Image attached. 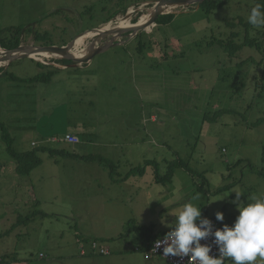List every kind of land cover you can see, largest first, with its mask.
I'll return each mask as SVG.
<instances>
[{"label": "rangeland", "instance_id": "374dc122", "mask_svg": "<svg viewBox=\"0 0 264 264\" xmlns=\"http://www.w3.org/2000/svg\"><path fill=\"white\" fill-rule=\"evenodd\" d=\"M138 1L0 0V39L9 40L6 28L17 26L30 30L20 36L24 46L42 45L35 42L36 33L48 34L51 43L76 38L85 30L103 28L115 10L120 12L112 20L122 17V8L136 6ZM151 6H144L133 20ZM178 10L169 24L151 29L150 23L146 25L147 34L140 40L145 46L138 48L135 36L129 40L130 46L125 42L77 70L70 66L53 72L47 84L22 81L49 70L35 61L0 65L4 67L0 72V122L12 137L15 151L31 149V140L39 138L35 127L42 111L60 99L69 101V119L75 122L73 99L78 100L74 97L78 93L71 81L76 75L78 80L88 79L83 93L92 103L86 110L94 126L89 138L116 142L88 151L115 162L117 177L145 161L158 163L157 167L145 165L142 174L131 175L126 186L120 187L110 182L105 169L71 171L98 168L96 162L75 163L61 155L55 162L45 153L40 158L44 168L51 162L50 172L25 177L16 174L0 129V257L4 255L6 264H169L158 256L145 259L142 251L135 250L138 235L127 228V222L170 230L175 221L171 213L192 202L201 207L202 217L215 218L219 211L224 214L222 222L231 226L238 215L235 191L242 193V203L264 196L260 174L264 169V122L249 126L264 116L261 53L243 47L229 56L218 44H208L211 36L226 35L225 23L245 12L246 6L229 0L208 14L193 3ZM58 59L49 57L41 64L59 68ZM244 60L247 63L239 65ZM45 85L47 99L37 96ZM222 108L242 116L224 114L215 121L206 120ZM90 123L89 119L88 128ZM51 144L72 152L78 146ZM176 160L187 161L195 173L178 166ZM169 170L172 175L164 180ZM83 178L87 182L80 187L90 199L80 202L72 194L77 193ZM196 196L199 199L193 200ZM72 213L76 221L80 215L84 222L65 218ZM27 215H33L31 220L12 227L18 217ZM73 234H86L85 248H81L88 252H92V241L106 238L101 244L109 254L81 257L77 246L70 247ZM43 253L46 258H41ZM224 264L231 260L225 259ZM256 264H264V258H258Z\"/></svg>", "mask_w": 264, "mask_h": 264}, {"label": "trees", "instance_id": "16d2710c", "mask_svg": "<svg viewBox=\"0 0 264 264\" xmlns=\"http://www.w3.org/2000/svg\"><path fill=\"white\" fill-rule=\"evenodd\" d=\"M227 1L229 0H204L198 6L202 11L208 14L214 11L215 9L220 8L223 5H225ZM232 1L233 3H236V4H240V5L244 4V6H246V11L234 16L231 20L225 23V26L228 29L226 35L221 36L220 38H215L211 36L208 44L209 46L218 44L221 47V49L224 52H226L229 56L235 55L236 52L241 50L243 47L256 48L259 51V53H261L260 62L259 61L258 62L260 65H264V28L257 29L247 22V17L251 11V8L254 7L257 3L264 5V0H232ZM249 1L251 2L249 3ZM195 5H197V3H195ZM127 6L129 7V5H125L122 8V10H125L126 12L128 8ZM119 12H120L119 10H115L110 15L109 20H112V18H114ZM174 16H175L174 13L163 15L157 20V24L158 25L169 24V22L174 18ZM133 22H136V19L133 20ZM5 31L11 34V38L9 40L0 39V45L5 48H15L21 45L20 36L22 35V33L24 31L29 32L30 30L29 28L24 27V26H17V27H8L6 28ZM145 34L147 33L139 32L138 34H136V38L134 39L138 40V43L136 45L138 46V48L146 45L145 43L140 41L143 35ZM34 40L36 43H39L42 45L49 44L52 42V39L46 33L45 34L36 33ZM250 60H252L253 63H255L253 58H251ZM57 61L63 65L74 63V61L67 60V59H58ZM258 62L256 63L258 64ZM37 63L43 66L44 68L45 67L49 68L47 73L46 74L45 73L36 74L28 78H23L22 81H25L26 83L47 82L50 80L53 72H56L59 70V68H56L53 66H46L44 64H41V62H37ZM245 63H247V60H244L242 63H239V65H244ZM3 68L4 67L0 66V72ZM12 78L16 79V75H12ZM240 90L241 88L237 92H239ZM235 113H238L239 115L242 116L241 113L237 112L234 109L222 108L221 110L216 112V114L212 118L206 117V120L215 121L218 117L224 114H235ZM243 121H246L245 117H243ZM263 122H264V116H261L255 122L249 123V126L254 127ZM0 129H1V134H2L1 139L5 142L6 151L9 154V156L14 160L15 172L16 174L21 175V176L29 175L34 168H36L37 166L41 164L42 159L40 158L38 153L39 151H44V150L49 152L51 155L58 154V155H62L65 157H73L78 160L97 162L100 166H102L108 172L109 177L112 179L114 183L125 181L131 175H134V174H142V171L145 165L146 166L156 165V167L158 166V163L156 161H145L143 165L130 169L124 176L117 177L116 175H117L118 165L107 157L97 155V154L78 155L67 149H52L49 147L34 148L29 151H22V152L15 151L12 148V137L8 134L6 127L2 122H0ZM176 163L178 166L183 167L186 171L195 173V170L189 165L187 161L176 160ZM260 174L264 177V169L262 172H260ZM171 175H172V171L169 170L168 173L165 175L164 180H169ZM32 216L33 215H27L25 217H18L17 222L15 223L16 225H13L12 227L18 226L17 224L24 223V219L26 223L28 220H31ZM126 226L127 228H132L136 231L138 235L139 244H137V246L135 247L138 248V250L142 252L145 250H148L151 247L152 242L165 236L169 231H171V228L170 230H166V231H163V230L156 231L154 225H148V226L136 225L133 220L127 222ZM123 236L124 234L121 235L120 237H123ZM95 240L100 241V242L106 241V239L104 238H99ZM16 259L17 258L15 257L14 261H16ZM1 262L6 264V259L4 258V255L0 257V263Z\"/></svg>", "mask_w": 264, "mask_h": 264}, {"label": "clouds", "instance_id": "9594fccd", "mask_svg": "<svg viewBox=\"0 0 264 264\" xmlns=\"http://www.w3.org/2000/svg\"><path fill=\"white\" fill-rule=\"evenodd\" d=\"M247 22L257 29L264 28V5L257 3L252 7ZM235 193L233 203L238 215L231 226L224 224L213 231L211 221L202 218L201 207L186 202L178 213H171L175 216L174 223L170 225L171 231L163 240H157L155 247L159 249L163 246L165 256H187L189 264H224L225 259H230L231 264H256L258 258H264V196L252 197L249 202L242 203V193ZM216 219L222 221L224 214L218 211ZM209 235L214 236L218 256L210 255L211 245L201 244V240Z\"/></svg>", "mask_w": 264, "mask_h": 264}, {"label": "crops", "instance_id": "0c3cea01", "mask_svg": "<svg viewBox=\"0 0 264 264\" xmlns=\"http://www.w3.org/2000/svg\"><path fill=\"white\" fill-rule=\"evenodd\" d=\"M134 41H137V40H134ZM128 42H126L125 44L130 46L132 41L129 43ZM89 63L90 62H87L86 64L82 63V64H72V65L61 64V65H58L59 73L65 69H67V67L72 66L73 69L77 70L79 67L83 66V64L88 65ZM72 77H73V80L71 81V85L74 87L75 91L78 93L77 95L74 96V97H77L78 100L75 101L73 99V105H74V109L76 111V114L74 116L75 122L72 123L69 119L70 104H69V101H67V99H60L61 100L60 102L45 107V109L41 113L42 117L40 120H38V123L35 127L37 132H38L39 138L31 140V142H30L31 149L41 148V147H49L52 149H58V148H53L51 143L71 144V143H67L64 141H52L51 140V136L52 137H60L66 133L74 134L78 137L79 141L77 143L73 144V145H78V146L76 148L72 147V149L74 150L73 152L78 154V155H88V154L99 155L96 152L88 151L89 148H95V147H99V146L105 145V144H108V145H113V144L115 145L116 144V142L113 140L99 141L98 139L89 138V134L91 133L90 131L94 128V126H93L92 116L91 115L89 116L88 113L86 112V110L88 107L92 106V103H91V101L89 102L86 93H83V90H84L86 84L88 83V79L85 78L83 80L82 79L78 80L76 75H73ZM38 83L47 84V83H49V81L37 82V84ZM57 83L58 84L61 83V78H59V77L57 78ZM41 89H42L41 91L37 92V96L47 99L46 97H44L45 89H47L46 85L41 86ZM149 116L152 117V119L155 118L154 115H152V114H150ZM89 119H90L91 123H90V126L88 128L87 124H88ZM99 132H100V129H99ZM26 151H29V150H26ZM45 153L48 154L51 158H53L55 160V162H57L56 156L58 154L51 155L49 152H47L45 150L39 151L38 154L40 156V154H45ZM63 157H65V156H63ZM104 157H107V156H104ZM65 158L67 160L73 161L75 163H79L80 161H84V160L75 159L73 157H65ZM107 158H109V157H107ZM48 163L50 166H48V168H44L43 167L44 160H43L39 166H37L36 168H34L32 170L31 175L29 174V175H26L25 177H33L34 175H38V177H42L46 172H50L51 162L48 161ZM14 166H15V164H14ZM97 167L98 168H84V167L83 168H71V171H77L80 173V172H85V171H90V170H97L100 168L104 169L102 166H100L98 164H97ZM104 173H105V175L109 176V174H107L108 172H105V170H104ZM109 179H110L111 183H113L117 186H119L121 184L120 187H125L126 186L125 184L129 181L128 180L129 178H128L125 181L114 183L110 177H109ZM86 182H87V179L83 178L82 181L76 186L77 193H75L73 191V194H72L73 200L85 202V201H88L90 199V196L88 194H86L83 187H80L81 185H84ZM10 186L12 187L13 185L11 184ZM27 186L29 187L30 185L27 184ZM88 213L92 214V212H88ZM57 215L60 216L59 213H57ZM65 218L69 221H73L76 223L77 222H84V220L81 218L80 215H79V220L76 221L74 213H72L70 216H65ZM16 222H17V220H16ZM163 231H166V229H164ZM60 235H62V234H60ZM87 238L88 237L86 236V234H73L72 238H71V242H70L71 249L74 246H77L79 254L81 257H90L93 255H101L99 253L93 252L92 250H91L92 252H88L87 250L85 251L83 248H81L82 246H84L83 242ZM104 239H106V238H104ZM101 243L105 244L106 241L100 242V244ZM84 248H85V246H84ZM81 251H84L85 253L82 254ZM46 256H47V254L43 253V255H41V258H46ZM154 257L155 256H153L152 258H154ZM54 260L56 261V258H54ZM25 261H28V259H25ZM0 264H5V263L1 262ZM47 264H53V263L49 262Z\"/></svg>", "mask_w": 264, "mask_h": 264}, {"label": "water", "instance_id": "95a60500", "mask_svg": "<svg viewBox=\"0 0 264 264\" xmlns=\"http://www.w3.org/2000/svg\"><path fill=\"white\" fill-rule=\"evenodd\" d=\"M204 0H196L194 3H197V6L203 2ZM183 2H185V0H140L138 2L135 3L136 6L133 7H128L126 12L124 14H122L121 19L122 20H130L132 21L135 17L134 15H137L139 12H142L144 10V6L146 5H150L152 4V8H157V14L151 19L150 21V29L152 26H155L157 24V20L162 17L163 15L169 14V13H174L177 14L180 11L179 10H174L176 7H178L179 5H181ZM161 7V9H160ZM117 17L114 24L112 25V27L109 29L110 31V36L108 38L107 41V45L103 50L94 52L92 50H90L89 48L78 44L73 37H71L70 39H63L58 41L57 43H50L47 45H30L33 46L35 48H42L43 51L41 52H32L29 50H21V45L15 47V48H5L3 46L0 45V50L1 51H5L7 53L13 54L15 55L14 58H12L10 60V62H8L7 64H10L12 62L15 61H19V60H25V59H29L32 61H36V62H42L45 59H48L49 57L51 58H55L53 57V54L56 53V51L59 48H67L70 49L72 51H76V52H80L83 55V59H74L71 57H62L61 59H67V60H72L77 62V64H82V63H87L90 62L91 60L104 55L105 53L111 51V49H113L114 47L117 46H121V44H117L118 43V38H117V29L119 26V21H118ZM139 20V18L137 19V21ZM136 21V22H137ZM136 22H132V25H136ZM93 29V28H92ZM86 31V30H85ZM147 32V30L145 29V27H140L137 28L136 31L134 33H130L131 38L135 37L136 34H138L139 32ZM127 35V33H123L122 36ZM124 45V44H123ZM57 59V58H55Z\"/></svg>", "mask_w": 264, "mask_h": 264}, {"label": "bare ground", "instance_id": "6f19581e", "mask_svg": "<svg viewBox=\"0 0 264 264\" xmlns=\"http://www.w3.org/2000/svg\"><path fill=\"white\" fill-rule=\"evenodd\" d=\"M195 1L196 0H185V2H183L181 5L176 7L174 10H178L179 8H183V7H185V6L191 4L192 2H195ZM160 9H161V7H160ZM157 12H158L157 8L146 9L142 13V16H139V20L138 21L136 20L137 21L136 25H132L133 21H130V20L124 21L121 19V17L118 18L119 26L117 29V38L119 40H118L117 44H123V43L129 41L131 39V35H132L130 33H134L137 28L146 27V25H148L150 23L151 19L157 14ZM114 21L115 20H112V21L110 20L108 22V24H106L103 28H102V26H100L97 28L87 30V31L79 34L76 38H74V40L78 44H81V45L89 48L90 50H92L94 52L103 50L106 47L108 38L110 36V31H109L110 28L109 27L112 26ZM127 22H129L131 24L128 23V24L124 25ZM123 33H127V35L122 36ZM85 43H88V44L86 45ZM21 46H22L21 50H23V51H25V50H29L32 52L43 51L42 48H35L33 46H30V45L29 46L28 45L27 46L21 45ZM78 54H81V53L76 52V51H72V50L67 49V48H59L56 51V53L53 54V57H55V58L71 57L74 59H83L84 58L82 54L81 55H78ZM14 57H15V55L0 50V59L3 60V61H0V65L7 64Z\"/></svg>", "mask_w": 264, "mask_h": 264}, {"label": "built area", "instance_id": "2783aa9c", "mask_svg": "<svg viewBox=\"0 0 264 264\" xmlns=\"http://www.w3.org/2000/svg\"><path fill=\"white\" fill-rule=\"evenodd\" d=\"M51 140L52 141H64V142L71 143V144H75L79 141V139L76 135L70 134V133H66L64 136H60L58 138L51 137ZM208 219L211 221V223L213 225V231L217 228H222L224 225V223L221 220H217L216 217L215 218L209 217ZM164 237L165 236H163L157 240H163ZM157 240L152 242L151 247L148 250L143 251L145 259H150L153 256H158V257L162 258L163 260H165L166 262H168L169 264H189V259L187 256H185V257L174 256V255L165 256L163 254V246H161L159 249H157L155 247V242ZM201 244H208V245L212 246L210 255H213V256L219 255L218 246L214 243V236L209 235L207 238L202 239ZM90 248L92 251L98 252L100 254H104V255L109 254V250L107 248L103 247L101 244H99L96 241H92ZM135 249L138 250V248H135ZM81 253L83 254L85 252L81 251Z\"/></svg>", "mask_w": 264, "mask_h": 264}]
</instances>
